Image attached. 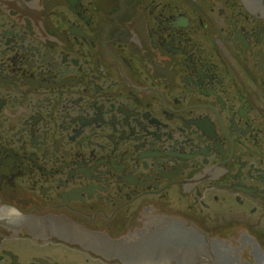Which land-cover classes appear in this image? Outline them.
I'll return each instance as SVG.
<instances>
[{
	"label": "flooded vegetation",
	"instance_id": "obj_1",
	"mask_svg": "<svg viewBox=\"0 0 264 264\" xmlns=\"http://www.w3.org/2000/svg\"><path fill=\"white\" fill-rule=\"evenodd\" d=\"M0 264H264V0H0Z\"/></svg>",
	"mask_w": 264,
	"mask_h": 264
}]
</instances>
